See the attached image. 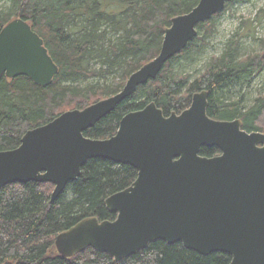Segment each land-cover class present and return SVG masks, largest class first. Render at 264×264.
Here are the masks:
<instances>
[{"label": "water", "instance_id": "95a60500", "mask_svg": "<svg viewBox=\"0 0 264 264\" xmlns=\"http://www.w3.org/2000/svg\"><path fill=\"white\" fill-rule=\"evenodd\" d=\"M228 1L199 0L189 12L174 16L159 54L133 72L120 92L67 110L27 130L18 147L0 150V189L52 183L51 202L81 176L90 159L137 169L131 185L105 200L114 219L84 217L56 236L62 257L92 247L120 261L163 240L205 256L229 254L230 264H264V132L243 129L240 118L209 116L207 90L195 92L181 113L167 116L152 101L125 114L111 137L85 135L140 84L156 78L198 35V24L221 13ZM58 72L44 39L27 20L15 18L1 29L0 81L24 75L46 87ZM204 146L221 153L202 155Z\"/></svg>", "mask_w": 264, "mask_h": 264}, {"label": "trees", "instance_id": "16d2710c", "mask_svg": "<svg viewBox=\"0 0 264 264\" xmlns=\"http://www.w3.org/2000/svg\"><path fill=\"white\" fill-rule=\"evenodd\" d=\"M1 1V0H0ZM11 6L0 10V28L20 17L27 20L44 39L45 46L59 66L53 82L46 87L27 76L0 81V150L18 147L24 133L45 124L59 114L84 108L104 97V89L88 85L83 78L122 71L120 91L129 76L160 52L165 29L174 16L189 12L199 0H9ZM234 1L227 2L226 7ZM216 16H218L216 14ZM198 24V30L212 29L213 19ZM78 18L77 22L75 19ZM81 20V22H80ZM116 25L114 42L103 25ZM77 31L79 33H77ZM208 31V32H207ZM199 32V31H198ZM204 37V36H203ZM171 58L156 78L140 84L116 108L85 131L92 138H108L119 129L122 117L154 101L165 115L182 112L190 106L195 92H209L208 112L219 119L240 118L247 131L264 132V95L248 109L242 99L231 100L233 86L251 81L264 64V52L237 60L235 50L214 57L194 81L188 75L173 74L174 63L195 45ZM108 65L106 70L89 67L94 59ZM112 70V68H114ZM114 92V93H112ZM110 95L115 94L112 91ZM217 147H202L205 156L219 154ZM131 165L103 158L90 159L81 176L51 202L55 185L28 182L8 184L0 189V264H230L229 254L214 252L207 256L186 248L182 243L151 242L136 254L115 261L92 247L72 257H62L56 250V236L88 216L114 219L105 205L111 194L125 189L137 178ZM66 191L71 199L66 200Z\"/></svg>", "mask_w": 264, "mask_h": 264}, {"label": "rangeland", "instance_id": "374dc122", "mask_svg": "<svg viewBox=\"0 0 264 264\" xmlns=\"http://www.w3.org/2000/svg\"><path fill=\"white\" fill-rule=\"evenodd\" d=\"M10 6L9 0L0 1V10H5ZM217 15L213 19L211 31H207L208 35L205 28L198 30L197 38L204 36L203 41L198 39L194 47L174 63V75H188L190 76L188 80L191 82L206 70L214 57H219L226 51L235 50L237 60L249 56H260L264 52V0H234ZM75 20L79 21L78 18ZM116 25L109 23L102 26L108 30L107 37L114 42L118 35L123 34L122 31L119 33L114 31ZM89 67L106 70L108 65L94 58L89 63ZM114 69L115 67L112 68ZM122 76V71L115 69L108 74L83 78L77 84L82 88L94 85L95 88L104 89L109 97L114 95H110L112 91H115V94L121 91H117L116 88ZM250 79V82L242 86H233L232 93L228 96L231 100L242 99L241 105L245 110L252 106L257 98L264 95V64L258 73L251 75ZM71 196V193L66 191V200L71 199Z\"/></svg>", "mask_w": 264, "mask_h": 264}, {"label": "flooded vegetation", "instance_id": "af4514ba", "mask_svg": "<svg viewBox=\"0 0 264 264\" xmlns=\"http://www.w3.org/2000/svg\"><path fill=\"white\" fill-rule=\"evenodd\" d=\"M10 22V21H9ZM8 22V23H9ZM8 23H6V24H4L3 26H1V28H0V31H1V29L5 26V25H7ZM7 78V77H6ZM8 79H13V78H8ZM209 97V96H208ZM208 104H209V100H208ZM144 108V107H143ZM188 108V107H187ZM178 113V112H177ZM181 113V112H180ZM207 113L209 114V112H208V106H207ZM168 116V115H167ZM210 116V115H209ZM212 118H214V119H217V120H227V119H219V118H216V117H214V116H211ZM235 119H237V118H235ZM232 120H234V119H232ZM244 129V128H243ZM249 132H251V131H249ZM211 148V147H210ZM219 149V148H218ZM220 150V149H219ZM221 152V151H220ZM220 152H219V154H220ZM216 155H218V154H216ZM216 155H214V156H216ZM136 169V168H135ZM137 170V169H136Z\"/></svg>", "mask_w": 264, "mask_h": 264}]
</instances>
